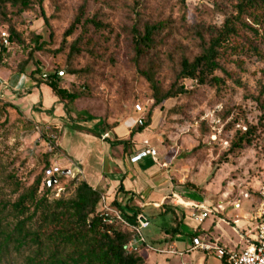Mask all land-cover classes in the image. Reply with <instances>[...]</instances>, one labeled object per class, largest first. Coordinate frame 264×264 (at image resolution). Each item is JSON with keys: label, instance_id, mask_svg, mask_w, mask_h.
<instances>
[{"label": "rangeland", "instance_id": "rangeland-1", "mask_svg": "<svg viewBox=\"0 0 264 264\" xmlns=\"http://www.w3.org/2000/svg\"><path fill=\"white\" fill-rule=\"evenodd\" d=\"M83 3L89 16L99 15L109 23L111 51L117 65L115 69H105L99 81L93 84L91 95L76 101L68 114L38 76H35L37 80L30 78L36 66L29 64L22 75L14 71L25 61L27 52L15 45L6 46L7 51L3 56L5 68H0V99L2 103L14 106L15 110H0V205L4 207L14 203L40 172L46 177L48 168H64L70 174L65 175L62 183L66 187L57 183L50 187L47 201L73 199L74 190L69 183L80 175L74 166L69 167L70 170L64 166L69 161L68 157L63 159L64 153L58 150L60 136L61 143H67L62 131L66 130L69 134L67 156L77 162L82 160L83 163L77 168L95 176L103 169L102 152L96 148V130L102 133L107 126L117 123L112 130L106 129L108 137L105 135V138L127 140L129 131L135 129V122L139 118V114L134 112V105L141 104L145 112L152 105L146 85L135 80L130 70L128 33L137 24L157 18L177 21L180 11L176 0H44L42 10L47 17L54 12L58 15L59 18L53 21L58 33L73 19ZM214 3H220V0H185V28H193L200 18L204 19V25L220 23L221 18L216 17L218 15L211 17L210 13V18H205L212 11ZM219 6L227 8L226 4ZM23 16L26 33L40 35L43 41L48 42L49 30L43 25L37 5L24 12ZM0 32H5V29H0ZM174 40L177 41V38ZM33 59L45 76L62 73L58 77L60 87L70 90L73 84L79 82L65 75L59 60L38 54ZM263 70L262 62L247 52L240 55L237 64L230 68L234 83H228L229 88L219 94L186 80L184 87L189 94L165 102L161 109L156 108L151 125L144 129L143 136L137 137L148 141L156 150L155 162L172 184L173 190H177L185 202L198 201L211 211L202 227H213L210 234L213 241L206 235L204 238L198 237L201 243L218 244L216 241L221 239L235 242L237 236L233 228L242 227L244 220H248L253 212L252 198L264 187V112L254 101L258 86L264 84ZM43 108L50 110V113L47 115V110ZM79 117H90L92 120L83 122ZM102 121L105 127L99 128L98 124ZM84 124L90 129H82L80 125ZM232 127L234 131L252 127L255 138L249 147L228 155ZM133 141L138 145L137 141ZM104 155V162L108 163V150ZM108 166L113 168L118 164ZM86 182L92 184L89 178ZM41 194L40 188L38 196ZM235 205H239V208L235 209ZM168 209L172 213L163 215L152 227L158 229L164 224V227L173 226L176 218L179 228L174 235L176 252L183 254L166 258L149 250L147 246L157 250L164 246L160 243L162 240L150 244L146 229L142 232L147 245L143 248L145 264H222L213 253L199 250L184 253L191 244L190 233L196 227L191 219V214L196 211L188 206ZM4 215L9 218L8 222L16 221L12 214L1 212V216ZM235 215L241 221L238 226L231 225ZM35 226L33 223L31 230ZM156 234L159 237L161 232L158 230ZM162 237L163 234L160 239ZM36 250L34 243L19 251L10 248L7 264H34L29 259L34 258Z\"/></svg>", "mask_w": 264, "mask_h": 264}, {"label": "trees", "instance_id": "trees-1", "mask_svg": "<svg viewBox=\"0 0 264 264\" xmlns=\"http://www.w3.org/2000/svg\"><path fill=\"white\" fill-rule=\"evenodd\" d=\"M43 2L0 0V29H5V32H0V68H5L3 56L7 45L25 50L27 58L14 71L22 75L29 64L36 66L30 78L37 80L35 76H38L68 114L76 101L91 95L93 84L99 81L105 69H115L117 64L111 51V28L101 16H89L87 6L83 3L73 19L57 33L53 21L59 17L55 12L49 17L45 16ZM176 2L180 11L177 21L157 18L137 24L129 30V67L134 79L146 85L152 105L148 111L144 110L142 126L135 125L127 140L105 138L110 147L122 146L124 151L133 147V136L151 125L156 108L161 109L165 102L189 94L184 87L186 80L219 94L229 88L228 83H234L230 68L237 64L240 55L250 52L264 67V0H220V3L213 4L212 11L205 16L210 18V13L211 17L218 15L216 17L221 18L220 23L204 25V19L200 18L193 24V28H185L184 25L185 0ZM219 4H226L227 8ZM33 5L39 8L43 25L49 30L48 42L43 41L40 35L25 31L23 13L28 12ZM55 11L58 12V9ZM35 54L59 60L65 75L79 82L73 84L70 90L60 87L56 75L45 76L40 71L38 62L33 59ZM254 101L264 112L263 83L258 86ZM0 110L14 111L15 107L2 103L0 99ZM45 112L48 115L50 110ZM80 119L83 122L92 120L90 117ZM116 125L107 126L102 133H107L106 129L110 131ZM98 126L105 127L104 121L99 122ZM230 130L233 135L228 155L249 147L255 138L252 127L244 131H234V127ZM62 172L58 176H51L59 185L65 179ZM78 177L75 176L69 183L74 190L73 199L49 203L46 199L50 192L46 184L47 177L40 172L14 203L6 207L0 205V264H7L10 248L19 251L30 243L37 247V254L29 259L34 264H145L144 245L128 252L126 245L132 233L119 224L108 225L103 222L101 198L107 206L120 212L130 222L135 220L139 211L128 212L115 200L108 201L103 189H93L81 179L77 180ZM40 188L42 194L38 196ZM4 211L12 214L16 221L8 222L6 215L1 216ZM33 223L36 226L31 230ZM169 232L176 234L178 231L174 228Z\"/></svg>", "mask_w": 264, "mask_h": 264}, {"label": "crops", "instance_id": "crops-1", "mask_svg": "<svg viewBox=\"0 0 264 264\" xmlns=\"http://www.w3.org/2000/svg\"><path fill=\"white\" fill-rule=\"evenodd\" d=\"M43 110H47L46 108H43ZM82 129L88 130L90 129L87 125H80ZM96 130V129H95ZM129 131V130H128ZM130 132V131H129ZM97 133V149L100 148L103 156V169L100 170V173H98L95 176H90L88 172L83 171L79 165L82 164V160L74 161L69 156H67V149L69 145V134L66 132V130L62 131V137H64V140L67 141V143L64 142V144L61 143V136L58 140V147L63 151V159L66 157L69 161V164H65L64 166L69 169V167L74 166L76 170L78 171V174L81 176L80 179L84 181L89 187H92L93 189H103L105 191L104 197L108 201L115 200L117 203L120 204L121 207L128 210V212L131 211H139L138 216H140L143 219H148L149 221V227L147 228V239L150 244L152 242H160L163 244V249H173L176 250V242L174 238V233L169 232L171 229L176 228L178 231V226L176 224V218L174 219V225L173 226H165L162 225L158 229L153 228V223H155L156 220L160 219L163 215H166L167 213H172V211H168L166 214L163 213L165 210H169L168 207L174 206L173 201L171 200L172 195H179L175 190L172 188V184L166 180L165 175L162 173V171L159 169V166L155 162V158L152 159L149 156H146L145 158L138 160L136 162H131L130 159L136 154V152L141 148V143L143 141V138L138 139L137 137L139 135L143 136V133L136 134L133 136L132 141L135 140L138 142V145L134 144L133 147L126 148V150H123L122 146H116V147H110V145H106V141L102 138L103 135H107L108 133H100L99 130H96ZM129 134V133H128ZM117 136V135H116ZM119 137V136H118ZM122 138V137H120ZM126 139V138H123ZM109 146L107 149L106 147ZM105 150H108V163L104 162L105 158ZM112 154H110V151ZM66 153V154H65ZM102 162V159H101ZM109 165H116L113 168L109 167ZM84 168V167H83ZM85 169V168H84ZM65 171V169H62ZM107 170V172H106ZM89 178L92 181V184H89L86 182V179ZM122 189V191H119V189ZM164 204L163 207L160 208L161 204ZM190 204H201L198 201H189ZM175 207V206H174ZM173 207V208H174ZM235 209L239 208V205H235ZM151 209V211L147 210ZM208 218V217H207ZM206 218V219H207ZM205 219V220H206ZM203 220L201 223H196V227L192 229L190 236L191 240L193 238H198L200 236H203V238L207 235L209 237L210 241H213V238L210 236L211 231L213 230V227L209 226L208 228H203L202 225L204 223ZM173 221V220H172ZM234 221H238L237 225H233ZM240 220L237 218V216H234V219L231 222L232 226H238L240 225ZM227 223V222H226ZM243 226L239 228H233V232L237 236V240L233 242L232 240H224L221 239L219 241H216L220 246L226 247L229 249H236L240 243L239 234L241 231H244L246 226V222L244 220ZM176 225V226H175ZM164 227V228H163ZM161 232V235L163 234L162 239H160V236L157 237L156 232ZM179 232V231H178ZM221 241V242H220ZM224 243V244H222ZM192 248V243L190 246L185 249L184 253H190V249ZM183 254V252H177ZM171 258V257H170ZM182 264H185V262H182ZM189 264V263H187Z\"/></svg>", "mask_w": 264, "mask_h": 264}, {"label": "built area", "instance_id": "built-area-1", "mask_svg": "<svg viewBox=\"0 0 264 264\" xmlns=\"http://www.w3.org/2000/svg\"><path fill=\"white\" fill-rule=\"evenodd\" d=\"M3 43L7 45L5 40H3ZM134 112L139 114V118H137L135 125L142 126L143 106L141 104H135ZM105 137V135L102 136L103 139H105ZM156 154V150L149 145V142L143 140L141 142V148L130 161L136 162L146 156L154 159ZM60 171L61 170L57 168L47 170L45 172L47 180L50 179L53 174H59ZM256 194L254 199L252 198L253 212L248 220H245L246 228L244 231H241V233H238L240 243L236 249L228 250L219 244L201 243L199 238L196 237L191 240L192 248L190 251L199 250L206 253H213L222 264H264V187H261ZM245 197L248 199L247 195ZM170 198L174 206H188L194 208L196 213L191 214V219L196 223H201L211 214V211L203 204H190L189 202H185L179 195H172ZM101 201L104 213V216H102L103 222L108 225L119 224L132 233V238L126 245L128 252L134 250L139 245L147 246L142 235V232L149 227V222L147 220L140 216H136L135 220L130 222L126 220L120 212L107 206L103 197ZM237 223L238 221H234L233 225H237ZM147 248L153 252L165 255L166 258L182 255L170 248L159 250L151 246H147Z\"/></svg>", "mask_w": 264, "mask_h": 264}, {"label": "water", "instance_id": "water-1", "mask_svg": "<svg viewBox=\"0 0 264 264\" xmlns=\"http://www.w3.org/2000/svg\"><path fill=\"white\" fill-rule=\"evenodd\" d=\"M62 75V73H58L57 75H56V77L58 78V77H60ZM70 174V172L69 171H63L62 172V175H69ZM56 183V180H55V178H53V177H51L50 179H48L47 180V182H46V184H47V187L48 188H50L52 185H54Z\"/></svg>", "mask_w": 264, "mask_h": 264}]
</instances>
